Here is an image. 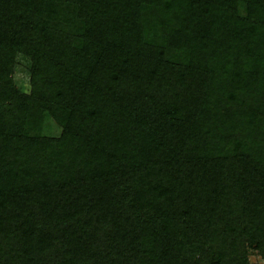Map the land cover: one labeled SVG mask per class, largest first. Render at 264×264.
<instances>
[{"label":"trees","instance_id":"1","mask_svg":"<svg viewBox=\"0 0 264 264\" xmlns=\"http://www.w3.org/2000/svg\"><path fill=\"white\" fill-rule=\"evenodd\" d=\"M250 249L264 258V0H0V264Z\"/></svg>","mask_w":264,"mask_h":264},{"label":"rangeland","instance_id":"2","mask_svg":"<svg viewBox=\"0 0 264 264\" xmlns=\"http://www.w3.org/2000/svg\"><path fill=\"white\" fill-rule=\"evenodd\" d=\"M30 62L29 60L24 57V55L19 54L17 57V65H16V71H15V79L18 83V85L21 88H25L28 85V68H29ZM47 124L48 130L53 135H58L61 132V127L56 124L53 120L48 121ZM250 260L252 264H264V258L257 253L256 250L250 249Z\"/></svg>","mask_w":264,"mask_h":264}]
</instances>
